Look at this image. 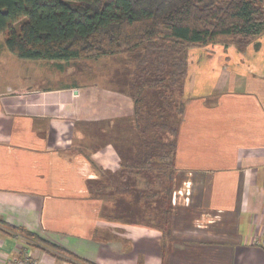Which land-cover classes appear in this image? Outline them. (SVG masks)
Masks as SVG:
<instances>
[{
	"label": "crops",
	"instance_id": "obj_1",
	"mask_svg": "<svg viewBox=\"0 0 264 264\" xmlns=\"http://www.w3.org/2000/svg\"><path fill=\"white\" fill-rule=\"evenodd\" d=\"M206 52L189 53L171 211L138 215L126 177L105 174L121 168L108 135L133 101L42 85L59 61L18 59L0 35V264H74L11 228L95 264H264V38Z\"/></svg>",
	"mask_w": 264,
	"mask_h": 264
},
{
	"label": "trees",
	"instance_id": "obj_2",
	"mask_svg": "<svg viewBox=\"0 0 264 264\" xmlns=\"http://www.w3.org/2000/svg\"><path fill=\"white\" fill-rule=\"evenodd\" d=\"M0 35L21 60L83 62L128 53L134 118L126 125L133 130L126 138L120 122L119 131L112 130L125 162L120 173L105 174L118 187L117 177H126L120 193L134 196L138 215L160 206L168 213L189 52L210 45L246 49L264 35V0H0ZM123 169L156 174L163 186L138 188ZM0 227L10 229L1 220ZM11 229L58 260L95 264L26 229Z\"/></svg>",
	"mask_w": 264,
	"mask_h": 264
},
{
	"label": "rangeland",
	"instance_id": "obj_3",
	"mask_svg": "<svg viewBox=\"0 0 264 264\" xmlns=\"http://www.w3.org/2000/svg\"><path fill=\"white\" fill-rule=\"evenodd\" d=\"M262 37L264 38V35L261 36L259 39H262ZM215 46L216 45H210L208 47H204L201 49H205L209 53L215 49ZM246 49L242 51H246ZM197 52L199 54V51ZM127 58H128V53H124L121 55L103 57V58L87 60L83 62L81 61V62L65 63L63 61L64 63L61 62L62 66H58L57 65L59 63L58 62L55 65L56 67L54 66L53 71L49 70V73H46L47 76L48 74H50V77H54V79L51 78V80H48L47 77L44 74H42L41 78H42L43 83L41 84L42 85L46 84V85H51V86L52 85L60 86L62 84H69L71 82H74V83L76 82V83H81V85L83 86L82 88L83 91H86L87 94L88 92H90L96 95L102 91L107 92L111 90L116 93H121L122 96H125L126 98H129L130 100H132L128 92L129 90L128 84L130 82V76H131L132 70L126 65ZM189 59H190V55H189ZM189 59H188V64H189ZM55 62L56 61H54V63ZM5 68L6 66L3 67V69ZM71 71L76 72L74 73V76L73 74L71 75ZM54 72L56 73V75H54ZM56 76L57 78H55ZM184 99L186 100V98ZM133 118H134V112L130 119H127V120L121 119V121L118 120L120 122V127H122V129H120L118 126H115V128L112 127V129L110 130L115 129L117 132L120 130L123 134H125V138H126L132 133V130H133V125L132 126L131 124L126 125V123L129 120H132ZM93 126H95V124H93ZM108 136H109V139L113 138V134L111 133ZM118 153L121 156L122 163H124L125 162L123 159L124 156L122 155L124 154L123 151L120 152L118 150ZM121 168L117 173H120ZM122 174H126L129 177H134L136 180V186L138 188H142V189L148 188V190L155 191V190H160L161 187L163 186L161 178L156 174L146 178L140 173L138 174L133 171H128L127 169H123ZM126 183H127V180H126ZM126 183L123 184L122 189L125 188Z\"/></svg>",
	"mask_w": 264,
	"mask_h": 264
},
{
	"label": "built area",
	"instance_id": "obj_4",
	"mask_svg": "<svg viewBox=\"0 0 264 264\" xmlns=\"http://www.w3.org/2000/svg\"><path fill=\"white\" fill-rule=\"evenodd\" d=\"M181 194L183 195V192L182 191L179 193V195L181 196ZM188 195H189V191L186 192V196H187L185 198L186 199V202L189 201ZM173 202H176V196L174 197ZM254 243L256 245L261 246V247L264 248V239H261V240L260 239H256L254 241ZM7 264H38V261L30 253H26L24 255H21V256L15 258V259H12V260L8 261Z\"/></svg>",
	"mask_w": 264,
	"mask_h": 264
}]
</instances>
